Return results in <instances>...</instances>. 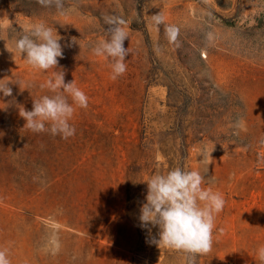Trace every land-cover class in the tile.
Returning a JSON list of instances; mask_svg holds the SVG:
<instances>
[{
	"label": "rangeland",
	"instance_id": "rangeland-1",
	"mask_svg": "<svg viewBox=\"0 0 264 264\" xmlns=\"http://www.w3.org/2000/svg\"><path fill=\"white\" fill-rule=\"evenodd\" d=\"M59 15L35 0H0V38L43 21L62 37L56 69L36 71L0 40V248L11 264H185L141 226L147 181L175 167L198 170L223 194L212 250L196 264H259L264 246V0H64ZM178 29L170 43L164 25ZM126 22V72L91 48L105 18ZM75 38V41H73ZM53 71L88 96L68 139L33 133L19 109L54 95ZM19 83V84H18ZM27 88V89H24ZM23 89V90H21ZM71 102V98H69ZM222 157V159H221ZM49 217L61 248L45 251ZM223 229V233H220Z\"/></svg>",
	"mask_w": 264,
	"mask_h": 264
},
{
	"label": "clouds",
	"instance_id": "clouds-1",
	"mask_svg": "<svg viewBox=\"0 0 264 264\" xmlns=\"http://www.w3.org/2000/svg\"><path fill=\"white\" fill-rule=\"evenodd\" d=\"M35 2L43 8H54L59 15L70 11L65 8L64 0ZM153 20L158 28L164 25L170 43L177 41L178 29L165 24L160 13L153 15ZM105 24L107 35L91 48V52L95 57H102L110 62V79L115 81L127 70L125 57L129 51L124 47V41L128 39V33L126 22L120 17H106ZM61 39L56 29L43 21L25 28L13 40L12 48L7 46L5 39L0 38L5 41V46L13 57L19 54L36 71L57 68L58 58H63ZM73 41L76 42L75 38ZM40 87L48 89L54 95H42L33 99L30 111L23 107L19 109V116L26 121L24 128L33 133L59 135L63 139L74 136L76 129L70 121L77 108L88 107V96L76 85L75 80L66 83L63 71H53ZM0 93L6 97L12 95L9 82L5 79L0 80ZM261 144H264V140H261ZM144 182L147 183V195L146 202L140 208L139 220L141 226L149 232V225L159 228V239L153 237L151 243L160 249L163 247L182 252L185 254V264H196L197 256L207 255L212 250L216 216L223 211L226 203L223 194L204 187L205 179L200 171H189L179 166L166 173L154 174ZM46 223L51 234L44 250L55 255L61 248L58 235L61 225L54 217H49ZM220 233H223V229H220ZM8 253L7 248H0V264H11ZM256 257L259 264H264V246L257 249Z\"/></svg>",
	"mask_w": 264,
	"mask_h": 264
}]
</instances>
